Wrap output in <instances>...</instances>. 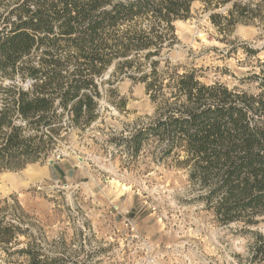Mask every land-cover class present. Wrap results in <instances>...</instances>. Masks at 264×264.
Masks as SVG:
<instances>
[{"label":"trees","instance_id":"1","mask_svg":"<svg viewBox=\"0 0 264 264\" xmlns=\"http://www.w3.org/2000/svg\"><path fill=\"white\" fill-rule=\"evenodd\" d=\"M195 2L224 9L210 16L224 35L264 18V0L254 8L244 0H0V172L46 161L72 131L100 118L102 87L114 97L116 80L126 76L145 86L156 108L120 146L136 156L153 141L161 159L188 169L198 201L219 224L257 226L264 218V71L251 77L257 87L250 92L204 83L197 71L163 60L177 43L174 23L190 18ZM11 208L22 216L18 201ZM5 216L0 210L8 264H79L23 243L29 231ZM249 254L264 264L263 234L253 233Z\"/></svg>","mask_w":264,"mask_h":264},{"label":"rangeland","instance_id":"2","mask_svg":"<svg viewBox=\"0 0 264 264\" xmlns=\"http://www.w3.org/2000/svg\"><path fill=\"white\" fill-rule=\"evenodd\" d=\"M217 12L224 9L193 3L190 18L174 23L177 43L163 60L197 71L204 83L255 92L251 77L264 71V18L224 35L210 19ZM113 87L111 98L108 86L101 89L100 118L72 131L46 161L0 172V210L29 231L21 241L79 264H255L249 251L253 233L264 235V218L254 227L221 225L198 201L188 169L161 159L153 141L128 154L121 137L149 124L156 106L126 76ZM15 201L22 216L11 208ZM0 264H8L1 254Z\"/></svg>","mask_w":264,"mask_h":264},{"label":"water","instance_id":"3","mask_svg":"<svg viewBox=\"0 0 264 264\" xmlns=\"http://www.w3.org/2000/svg\"><path fill=\"white\" fill-rule=\"evenodd\" d=\"M49 163H50V165H52L54 163V161L51 160Z\"/></svg>","mask_w":264,"mask_h":264}]
</instances>
